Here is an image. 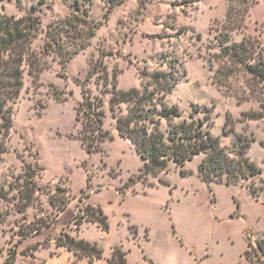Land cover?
Returning a JSON list of instances; mask_svg holds the SVG:
<instances>
[{"label": "rangeland", "instance_id": "rangeland-1", "mask_svg": "<svg viewBox=\"0 0 264 264\" xmlns=\"http://www.w3.org/2000/svg\"><path fill=\"white\" fill-rule=\"evenodd\" d=\"M0 13L39 26L33 49L44 54L46 66L37 82L26 69L10 137L0 133V264L13 244L30 239L25 235L43 221L42 212L52 220L72 207L65 225L77 207L85 213L91 190L109 218V233L83 221L79 233L71 224L65 235L99 243L107 259L121 247L130 264H250L243 258L248 233L254 245L264 238V191L257 197L249 189H264V80L247 65L264 63V0H0ZM94 27L96 36L78 50L79 35ZM244 40L254 54L247 65L222 49ZM99 62L122 90L143 89L144 74L174 64L180 81L168 102L182 114L175 122L191 121L193 107L209 109L222 146L233 151L236 138L247 139V156L262 174L238 186L209 185L199 177L201 155L147 181L141 156L114 128L108 97L105 129L114 141L87 154L76 140L82 129L76 109L82 85L99 94L97 75L90 77ZM162 129H168L165 121ZM21 195H33L25 216L18 212ZM30 243L11 250L17 259L28 257L16 264H90L65 249H47L52 242Z\"/></svg>", "mask_w": 264, "mask_h": 264}, {"label": "trees", "instance_id": "trees-1", "mask_svg": "<svg viewBox=\"0 0 264 264\" xmlns=\"http://www.w3.org/2000/svg\"><path fill=\"white\" fill-rule=\"evenodd\" d=\"M95 28L97 27L84 37L79 35L78 38L83 42L78 50L86 48L88 40L96 36ZM39 30V26L29 18L18 19L0 13V133L4 140L10 137L13 129L14 116L25 87L26 69L28 68V74L34 82L39 81L46 69L45 64H42L44 54H38L33 49ZM222 49L227 57L239 64L247 65L248 61L254 60V54L247 47L246 40ZM77 53H68L64 66ZM247 69L254 76L264 80V63L247 65ZM95 75H97L95 85L99 94L95 95L86 85H80L83 99L76 109V121L82 126L76 140L80 141L90 156L101 153L102 145L114 141L115 138L111 131L105 129V98L108 97L114 128L120 138L131 141L141 156L144 162L141 172L147 181L148 177L158 178L160 174L168 173L172 163L183 168L201 155H205V158L198 166L199 177L209 185L222 183L227 186H238L262 174L247 156L251 147L247 139L236 138L233 151L222 146L220 137L213 133L215 123L209 109L193 107L190 114L191 121L175 122L182 117V114L178 107L171 106L168 102L169 96L173 94L180 81L175 74L174 64H170V71L144 74L143 89L136 87L129 90L119 89L117 78L110 75L103 62H99L92 69L91 80ZM146 80H150L151 83H146ZM199 114L204 115L203 120H197L196 115ZM163 121L168 126L166 131L162 129ZM1 146L2 141H0ZM91 181L92 177L89 174L88 189L91 188ZM160 182L168 184L167 180ZM249 189L257 197H260L264 191L254 187ZM120 195L125 200V193ZM21 200L23 206L18 212L25 216L33 195H21ZM60 210L65 212L66 205ZM42 220L39 225L30 228L31 231L25 236L41 233L48 225L46 220ZM83 221L98 225L104 233L110 231L109 218L101 207L87 206L84 216L77 222L78 233L81 231L79 226L83 225ZM251 238L248 233L247 249L243 258L250 264H264V238L258 239L256 245ZM56 246L72 253L76 261L87 260L90 264H94L105 260L103 247L97 242L81 238L80 235L78 238L62 236L56 240ZM31 257L35 258V254H31ZM145 260L147 261L146 257ZM16 262V255L10 254L5 264H16ZM106 264L130 263L127 253L121 247H115Z\"/></svg>", "mask_w": 264, "mask_h": 264}, {"label": "built area", "instance_id": "built-area-1", "mask_svg": "<svg viewBox=\"0 0 264 264\" xmlns=\"http://www.w3.org/2000/svg\"><path fill=\"white\" fill-rule=\"evenodd\" d=\"M40 216L42 219H45L48 222V225L42 230L41 233H34L30 237L29 239L30 241L26 240L21 242L20 244L19 243L13 244L11 246L12 248L10 249V252L8 251L9 254H13L11 250L20 251V247L26 245L29 242H31L30 244H36L40 246H42V244L46 242L47 243L56 242L57 239L69 233L68 229L70 228L71 224H75V226H78L77 222L81 219V217L84 216V211H83V207H77V209L74 211L73 220L70 222V225H65L63 227L57 225V221L59 217L57 219L53 218L51 220L46 212H42Z\"/></svg>", "mask_w": 264, "mask_h": 264}, {"label": "crops", "instance_id": "crops-1", "mask_svg": "<svg viewBox=\"0 0 264 264\" xmlns=\"http://www.w3.org/2000/svg\"><path fill=\"white\" fill-rule=\"evenodd\" d=\"M91 185H92V187L94 186V183H93V179H92V181H91ZM91 190V189H90ZM119 193V192H118ZM95 194H97V193H94L92 190H91V192H90V195H88V197H87V199H86V202L88 203V205H91V206H93V207H95V208H97V207H101L100 205H97L95 202H93V195H95ZM119 196L120 197H122L121 195H120V193H119ZM72 207H70L69 209H68V211H66L65 213H63L61 216H60V218L58 219V221H57V225H65L66 223H68L69 222V220H70V218H71V209ZM102 208V207H101ZM103 209V208H102ZM104 210V209H103ZM105 212V211H104ZM106 214V213H105ZM85 225H87V224H85ZM84 225V226H85ZM102 237H104L103 235L101 236V238ZM84 239H86V240H88L87 238H84ZM89 241V240H88ZM22 247V246H21ZM20 247V248H21ZM42 249V248H41ZM47 249H49V250H55V251H57V250H59V249H64V248H57V246H56V243L54 242L53 244H52V246H50V248H47ZM45 250V249H44ZM66 250V249H65ZM42 251V250H41ZM40 250L39 251H36L34 254H35V258L37 257V255L41 252ZM53 254H56V252L55 253H53ZM2 258H3V260H4V263L3 264H5V261H6V257L4 258L3 256H2ZM20 258H28L27 256H20L18 259H17V261L20 259ZM106 260H107V258H105V260H102L103 262H106ZM17 263V262H16ZM148 262H145L144 264H147Z\"/></svg>", "mask_w": 264, "mask_h": 264}]
</instances>
